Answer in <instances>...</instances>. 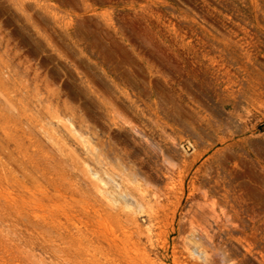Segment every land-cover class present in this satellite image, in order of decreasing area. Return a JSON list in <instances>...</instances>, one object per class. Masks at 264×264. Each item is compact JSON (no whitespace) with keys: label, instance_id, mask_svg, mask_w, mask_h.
Here are the masks:
<instances>
[{"label":"rangeland","instance_id":"obj_1","mask_svg":"<svg viewBox=\"0 0 264 264\" xmlns=\"http://www.w3.org/2000/svg\"><path fill=\"white\" fill-rule=\"evenodd\" d=\"M134 165L135 263L91 176ZM192 236L264 264V0H0V264H193Z\"/></svg>","mask_w":264,"mask_h":264},{"label":"bare ground","instance_id":"obj_2","mask_svg":"<svg viewBox=\"0 0 264 264\" xmlns=\"http://www.w3.org/2000/svg\"><path fill=\"white\" fill-rule=\"evenodd\" d=\"M136 166L137 165H134V167H129L126 170L119 171L118 178L120 182L119 183L116 182L117 184L116 183L114 184L115 189L118 192L116 194H112L111 192H109L108 189L109 182H105L104 180H102L97 173L91 172L92 178L95 180V182L98 183V188L100 190L101 195L103 196L102 199L103 201H105V205H106L105 208L102 207V205H100L99 208V212L101 215V222L99 223L101 238L103 240L116 239L117 238L116 234L118 232H121L127 237L128 241L135 240L132 242V246H133L132 254L134 257L133 263L137 262L139 256L142 253H144L141 249L138 248L142 239L146 238L148 241L152 240V237L150 235L151 232L149 230L146 232L145 237H143L142 235L143 232L140 224V214L147 212L146 217L148 222H154V221L156 222L159 218L158 216L160 215L159 211L158 212L153 211V208H143L145 205L146 197L148 195V188L144 187V185L140 182V178L141 176L144 175V173L141 171V169L139 168L137 169ZM135 195L138 196V198H135ZM155 196L156 199L159 200L162 195L160 194L157 195L155 193ZM205 209L207 208H204V210ZM192 210L193 208H190L187 211V214H184L183 221L186 222L190 221V219H192V217L195 216L196 211H198L199 209L193 211ZM211 211L210 212L204 211V214L201 211L200 212L204 216L203 218L201 217L202 219L201 223L203 226L202 228H204L205 231V234L204 233L203 234L206 235L208 238L212 239V237L216 233V229H215V224H213L211 221V216H215V213L214 211L212 212ZM16 212L19 213L18 208H16ZM199 216L200 215H198V217ZM104 224L110 227L105 229L106 225L103 226ZM191 224L194 225L193 223ZM195 227L192 228L195 229ZM193 237L194 236L189 237L190 239L186 242L188 255L189 258L192 260L193 264H245L243 261L239 260L236 256L234 257H232L233 255L227 256L226 254L227 252L225 253L226 255L214 254L215 256H213L211 255L212 253L209 255L207 253L208 246L203 247L202 244L197 242V240H195L197 238V235L196 238ZM220 252L218 251L217 254Z\"/></svg>","mask_w":264,"mask_h":264}]
</instances>
